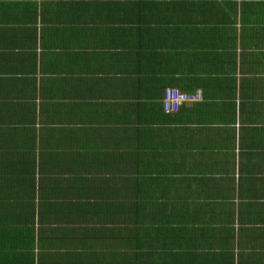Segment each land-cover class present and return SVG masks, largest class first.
<instances>
[{
	"label": "crops",
	"instance_id": "obj_1",
	"mask_svg": "<svg viewBox=\"0 0 264 264\" xmlns=\"http://www.w3.org/2000/svg\"><path fill=\"white\" fill-rule=\"evenodd\" d=\"M126 151L161 228L124 233L101 184ZM0 155L34 183L16 264H264V0H0Z\"/></svg>",
	"mask_w": 264,
	"mask_h": 264
},
{
	"label": "trees",
	"instance_id": "obj_2",
	"mask_svg": "<svg viewBox=\"0 0 264 264\" xmlns=\"http://www.w3.org/2000/svg\"><path fill=\"white\" fill-rule=\"evenodd\" d=\"M135 133L139 132V125H133ZM152 125H142V128L146 132L155 131L151 127ZM123 133L129 134L131 130L128 127L124 128ZM138 141H135L137 143ZM129 155V151L123 153L124 164L121 167V171H117L116 178L114 176V172H111V176L107 179L108 183H101L108 190V193L112 196L116 195L119 198L120 192H122V213H123V230L124 233L127 234L129 229L135 228V232L140 228H154V227H162L161 222H163L161 217L153 218L151 215L153 211L159 212V205L161 195V183H152V180H157L158 176H151L152 173L148 171H137L136 168L132 169V163H137L138 161H126V156ZM129 159V158H127ZM9 161L2 155H0V264H16L21 259L32 261V254L18 252L16 250L15 245H18L19 242L24 243V247L30 245L32 248V239L34 238V214H35V205L33 198H29L33 196V190L31 186L34 183H29L26 177L21 179L20 176H26L30 173L24 170L21 171L20 168L18 170H12L8 164L5 162ZM156 162V156L153 157V160H148V164H152ZM151 176V177H150ZM150 177V179H148ZM121 178V179H120ZM113 182V180H115ZM121 180V181H120ZM33 181V180H32ZM116 184V186H115ZM83 188V183H80V189ZM15 191L17 194H22L24 192H30L26 198H21L20 200H15V203L12 204L10 201H6L5 196H9L10 191ZM3 195L4 198H3ZM76 197L85 198L88 200V196L84 193L75 194ZM112 196H109V206H114V199ZM117 198V200H118ZM23 201L21 202V200ZM88 202V201H87ZM119 201H117L118 206ZM156 203L158 205V209L156 207ZM89 204L94 205L89 202ZM81 205L85 206L86 203H82ZM101 206V205H100ZM148 212L151 214L147 215ZM42 208L39 207V214L41 218ZM20 215L19 222L17 221L15 224L10 222V218L12 215L15 216ZM25 231V235L20 236V233ZM126 231V232H125ZM13 232V233H12ZM9 235H7V234ZM129 233V232H128ZM134 238H138L137 234H134ZM130 236H126V241H130ZM158 238V235L155 236ZM15 240V241H14ZM16 242V244H15ZM136 248H138L136 241ZM131 254V252H128ZM65 254V253H63ZM129 254L124 257V260L129 259ZM136 257H140L141 253L138 251H134L133 253ZM153 255V256H152ZM155 255L153 252H149L145 255L143 260H149L151 257L155 260ZM64 256V255H63ZM79 256V255H78ZM124 264H126L124 262ZM127 264H130L127 262Z\"/></svg>",
	"mask_w": 264,
	"mask_h": 264
},
{
	"label": "built area",
	"instance_id": "obj_3",
	"mask_svg": "<svg viewBox=\"0 0 264 264\" xmlns=\"http://www.w3.org/2000/svg\"><path fill=\"white\" fill-rule=\"evenodd\" d=\"M201 99L199 91L187 93L178 90L175 87H166L163 91L162 107L164 112L176 111L183 102H191Z\"/></svg>",
	"mask_w": 264,
	"mask_h": 264
}]
</instances>
